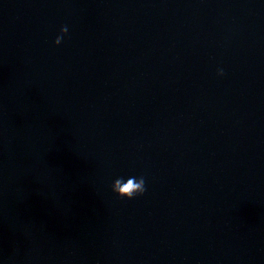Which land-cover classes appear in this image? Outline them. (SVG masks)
I'll return each mask as SVG.
<instances>
[{"label": "clouds", "instance_id": "9594fccd", "mask_svg": "<svg viewBox=\"0 0 264 264\" xmlns=\"http://www.w3.org/2000/svg\"><path fill=\"white\" fill-rule=\"evenodd\" d=\"M68 32L67 26H62L60 34L57 35L54 44L60 45L64 35ZM225 75L223 68L217 69V76L223 77ZM111 191L118 199L132 200L136 197L143 196L146 192V180L143 175L128 178L118 177L111 184Z\"/></svg>", "mask_w": 264, "mask_h": 264}]
</instances>
